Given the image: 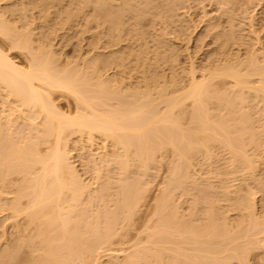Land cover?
<instances>
[{"label": "bare ground", "instance_id": "bare-ground-1", "mask_svg": "<svg viewBox=\"0 0 264 264\" xmlns=\"http://www.w3.org/2000/svg\"><path fill=\"white\" fill-rule=\"evenodd\" d=\"M53 1L0 4V37L29 58L22 65L0 47V211L24 216L29 230L0 233V264H105V255L114 264H253L264 248V36L231 20L196 77L201 66L178 63V40L193 34L180 11L204 0H70L61 23L92 7L86 25L107 39L61 66L46 12ZM36 8L43 20L32 19ZM74 147L90 157V181ZM164 165L153 224L120 259L113 238ZM12 184L15 197L3 198Z\"/></svg>", "mask_w": 264, "mask_h": 264}, {"label": "rangeland", "instance_id": "rangeland-1", "mask_svg": "<svg viewBox=\"0 0 264 264\" xmlns=\"http://www.w3.org/2000/svg\"><path fill=\"white\" fill-rule=\"evenodd\" d=\"M17 0H2L0 4L9 5ZM118 3L121 0H116ZM161 0H158L160 2ZM70 0H54L46 7V12L50 15L51 24L54 26L53 31V43L56 45V49L59 50V60L58 64L64 66L68 60H78L83 55L94 52L95 45H99L104 48L106 46L105 41L107 38L100 39L99 27L97 23L90 24L89 28L86 25V18L89 17L93 8L88 7L83 12H80L78 16L71 23H61L60 11H62L67 5H69ZM190 8L182 9L180 12L183 13L187 11V18L193 24L192 38L185 40L184 38L178 40V44L181 47V53L178 58V63L181 68L187 71L193 66L199 67L196 70L195 76L199 77L202 74V68L210 62L211 53L218 47V42L216 39L217 30L223 29L229 31L231 29V20H235L236 23L242 18L246 23L244 26L248 33L249 30L256 31L260 36H264V1L253 0L247 3L246 0H236L235 4L226 5L221 0H204L203 2L190 1ZM6 5V6H7ZM233 6V8H232ZM245 9L248 8V13H244ZM158 10H153L152 13L148 14L142 20V25L147 28L151 24V18L157 13ZM40 8H36L32 13V19L38 17L40 18ZM248 16V19L246 17ZM254 27L251 29V22ZM217 25L218 28L211 31L209 24ZM174 28V25H171ZM164 28V27H159ZM255 36V35H254ZM150 45L153 44L151 39H149ZM0 47L7 51L12 57H14L22 65H26L29 62L28 56L25 54L10 50L8 43L0 37ZM260 47V44H257ZM116 48V47H115ZM240 50V54L245 53V47H237L235 51ZM169 72V69L166 68ZM56 103L60 106L63 111L73 113L76 112V103L70 97H64L60 94H55ZM188 105V104H187ZM3 110V105L0 104V111ZM264 123V120H261ZM74 161L78 170L88 181L91 180L93 172L89 171V155L82 152L78 147H74L73 150ZM223 161L221 162L222 169H227L226 167V154L221 156ZM169 159V157H168ZM169 176L168 166L164 165L158 169V173L153 178L150 186V190L147 194L146 201L144 205L140 208L137 214L134 216L132 224L123 230H120V234L113 238L112 248L114 250H123L119 255L122 259L125 254L132 251L134 246L143 242L147 230L153 224V211L154 204L157 197L161 194L162 189L166 185V181ZM17 186L14 184L9 185L3 198L12 199L15 197V191ZM257 196H261L259 193ZM10 211H0V233L3 230L7 231V236L11 237L12 234H23L26 235L29 230L26 226L27 221L24 216H20L16 219L9 218ZM33 228V226H31ZM21 231V232H19ZM6 237V236H5ZM0 237V243L5 241ZM1 245V244H0ZM108 255H105L102 259L105 264H114L113 261H109ZM253 264H264V248L257 250L256 254L252 258Z\"/></svg>", "mask_w": 264, "mask_h": 264}]
</instances>
